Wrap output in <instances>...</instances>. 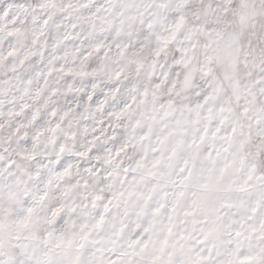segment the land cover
Returning a JSON list of instances; mask_svg holds the SVG:
<instances>
[{"label":"snow or ice","instance_id":"snow-or-ice-1","mask_svg":"<svg viewBox=\"0 0 264 264\" xmlns=\"http://www.w3.org/2000/svg\"><path fill=\"white\" fill-rule=\"evenodd\" d=\"M0 264H264V0H0Z\"/></svg>","mask_w":264,"mask_h":264}]
</instances>
